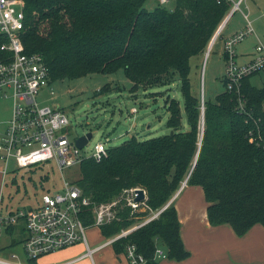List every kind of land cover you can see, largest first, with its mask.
<instances>
[{
    "label": "trees",
    "instance_id": "trees-1",
    "mask_svg": "<svg viewBox=\"0 0 264 264\" xmlns=\"http://www.w3.org/2000/svg\"><path fill=\"white\" fill-rule=\"evenodd\" d=\"M145 2L24 0L20 38L25 52L42 54L50 82L122 69L132 82L130 90L143 83L180 84L187 129L182 128L179 101L167 97L165 125L172 133L142 140L133 134L108 146L100 160L81 161L74 182L90 199L80 209L81 220L93 223V205L118 198L113 216L97 225L102 235L111 236L161 208L186 178L187 184L202 187L210 224L227 223L237 235L255 223L264 226V81L258 87L250 80L256 73L245 76L238 92L224 87L205 100L202 112L189 79V59L204 52L232 1L173 0L171 8L159 3L147 8ZM5 40L0 33V44ZM107 88L104 84L99 92H110ZM135 187L144 189L146 198L145 205L133 208L124 196ZM179 227L171 201L112 246L124 252L133 243L148 264H156L154 251L161 245L167 258L180 260L189 252Z\"/></svg>",
    "mask_w": 264,
    "mask_h": 264
},
{
    "label": "built area",
    "instance_id": "built-area-1",
    "mask_svg": "<svg viewBox=\"0 0 264 264\" xmlns=\"http://www.w3.org/2000/svg\"><path fill=\"white\" fill-rule=\"evenodd\" d=\"M172 0H158L160 5H166ZM232 1V0H231ZM240 0L232 2L229 14L237 10ZM229 14L221 20L208 41V52L216 37L223 28ZM24 0H0V33L6 40L0 44V97H10L11 108L8 119L0 123V161L1 170L6 173L9 161L13 160L15 168L37 166L53 167L61 175V185L48 187L40 194L35 204L25 205L9 211L5 216L0 215V231L3 225L22 220L25 223L26 237L22 248L26 262L18 260L15 254L8 257L0 256V264H37L36 260L43 254L62 249L66 246L82 242L85 252L74 259L92 257V253L102 245L91 247L88 244L86 230L91 225H98L113 216L110 206L114 200L93 205V223L86 225L79 213L84 205L90 203L82 189L63 175L65 168L79 166L85 158L92 157L100 160L106 155L108 146L98 140L89 151L85 150L90 138L78 147L75 138H70L64 128L69 124L67 115L58 106L39 105L36 95L39 89L51 85L49 81V67L39 52L27 53L20 38V30L24 25ZM252 31L248 24L224 41L223 52L225 58L222 76L224 87L231 91H239L242 78L257 74L264 70V46L254 47L253 56L245 63H238L234 45ZM206 52V54H207ZM53 92L52 90L50 91ZM203 105V94H202ZM240 106L241 100L239 103ZM203 108V107H202ZM134 111L135 108H132ZM194 162V161H193ZM9 170V169H8ZM14 172V169H10ZM15 178L12 176V179ZM186 183L182 181L181 187ZM125 190L126 203L136 208L144 204L146 198L136 201V189ZM179 191V190H178ZM177 191V192H178ZM176 192V193H177ZM170 200L161 208L149 210L148 214L134 222L127 228L105 238V243H112L122 236H126L133 229L157 217ZM145 205V204H144ZM124 256L129 264H148L146 258L136 250L133 243L126 245ZM154 259L166 257V251L158 245L154 251ZM51 263V264H62Z\"/></svg>",
    "mask_w": 264,
    "mask_h": 264
},
{
    "label": "rangeland",
    "instance_id": "rangeland-1",
    "mask_svg": "<svg viewBox=\"0 0 264 264\" xmlns=\"http://www.w3.org/2000/svg\"><path fill=\"white\" fill-rule=\"evenodd\" d=\"M173 3L166 4V7L171 8ZM239 7L230 14L231 8L229 9L228 19L222 28L223 35L227 32L244 29L247 19L250 21L253 30L234 45L237 53L250 50L256 44L264 45V0H244L239 4ZM243 11L247 13V19L244 18ZM220 33L215 41L220 38ZM207 45L203 53L189 59L190 85L192 91L199 96L201 111L204 109L205 100H212L224 88L222 55L218 52L216 43L208 52L206 51ZM250 80L253 85L261 86L264 80V71L252 76ZM167 82L166 84L156 82L152 85L138 84L134 90H130L132 82L122 69L109 73L93 72L78 78L53 81L50 86L39 89L36 100L39 105L58 106L64 111L69 119V124L64 128V132L70 138L87 130L92 131V137L85 147V150L89 151L98 140H102L107 146H113L120 144L133 134L142 140L170 133V129L165 125L168 112L164 101L167 97L179 101L182 128L187 129L179 81ZM104 84L107 85L110 92H99ZM202 94L203 105H201ZM10 107V97H0V123L9 118ZM132 108L135 110L133 111ZM1 163L3 162L0 161V167ZM8 166L9 170L13 167L14 172H9L6 175L8 182L1 190L2 201L9 203L13 208L24 207L36 197L39 198L43 190L48 187L52 188L53 183L55 186L61 185V175L57 170L48 171L47 167L34 171L27 167L18 169L15 168L13 160L9 161ZM79 170L77 165L65 168L63 175L68 179H76L79 176ZM11 174L15 177L16 182L9 181ZM41 175L42 178L46 175L47 179H42ZM114 201L115 203L109 208L113 214V208L119 200ZM87 229L89 234L90 231L96 234V227ZM0 234L2 235H0V239L1 237L3 239V228H1ZM2 239L1 241H3ZM219 264L224 263L220 262Z\"/></svg>",
    "mask_w": 264,
    "mask_h": 264
},
{
    "label": "crops",
    "instance_id": "crops-1",
    "mask_svg": "<svg viewBox=\"0 0 264 264\" xmlns=\"http://www.w3.org/2000/svg\"><path fill=\"white\" fill-rule=\"evenodd\" d=\"M232 1L235 2L237 0ZM243 1L244 0H240V3ZM157 3L158 0H146L145 6L147 5V8H153ZM243 16L247 19V13L244 11ZM248 24H250V21L247 19V23L244 27ZM237 31L239 30L227 32L222 35L221 29L220 38L214 41L211 46L212 48L216 43L217 48L219 49L218 52L221 53L224 64V41L228 36H231ZM254 46L251 47L250 50L238 53L235 50L237 62L245 63L249 61L253 56ZM9 172L8 169L6 173L2 172L0 167V215L2 216H5L9 211L18 208H13L9 203L2 201L3 195L1 190L8 182L6 181V175L9 174ZM12 176L13 175L11 174L9 179L10 182L13 180ZM179 188V191L171 197L172 199H170V202L172 201L176 209L178 220L180 222V237L184 248L189 254L187 257L180 260L167 257L158 259L156 260V264H219L220 262H223L224 264H257L264 261V226L262 224H253L242 235H237L227 223L212 225L207 218V201L204 198L202 187L196 184L192 185L185 183L183 187L180 186ZM38 199L39 198L36 197L27 205L35 204ZM89 227H96L97 231L96 234H93L92 231H90L89 234L87 229L86 236L88 244L91 247L102 244L99 249L92 253V257L85 256L79 259H74L85 252V245L82 242H79L41 255L36 260L37 264L61 262H63L62 264H129L124 253L116 252L112 243L104 244L106 237L102 235L97 225H91ZM2 228L4 230V236L3 239L1 237L3 241L0 239V256L8 257L13 253L18 260L26 262L27 259L22 248V242L27 235L25 223L22 220H19L16 223L3 225Z\"/></svg>",
    "mask_w": 264,
    "mask_h": 264
},
{
    "label": "water",
    "instance_id": "water-1",
    "mask_svg": "<svg viewBox=\"0 0 264 264\" xmlns=\"http://www.w3.org/2000/svg\"><path fill=\"white\" fill-rule=\"evenodd\" d=\"M203 112V111H202ZM170 133H172V130H170ZM92 137V131L90 130H87L86 132L80 134V135H77L76 138H75V143L78 147H82L86 142L87 140ZM199 146H200V141H199V145H198V149H197V152H196V155H195V158H194V162L193 164L195 163V160L197 158V155H198V151H199ZM186 180V178L184 179V181ZM180 189V188H179ZM136 192H137V196L135 197V200L138 201V200H141L143 199L144 195H143V190L141 188H137L136 189Z\"/></svg>",
    "mask_w": 264,
    "mask_h": 264
}]
</instances>
